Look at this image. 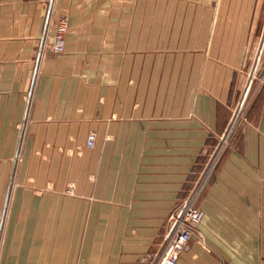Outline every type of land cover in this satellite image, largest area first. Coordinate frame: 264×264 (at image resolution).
Segmentation results:
<instances>
[{"label":"crops","instance_id":"0c3cea01","mask_svg":"<svg viewBox=\"0 0 264 264\" xmlns=\"http://www.w3.org/2000/svg\"><path fill=\"white\" fill-rule=\"evenodd\" d=\"M253 69L175 264H264V0H0V264H150Z\"/></svg>","mask_w":264,"mask_h":264},{"label":"built area","instance_id":"2783aa9c","mask_svg":"<svg viewBox=\"0 0 264 264\" xmlns=\"http://www.w3.org/2000/svg\"><path fill=\"white\" fill-rule=\"evenodd\" d=\"M68 29V14L65 11H62L58 14L57 19L54 23V28L51 34L48 36L47 47L53 52H62L64 50L65 44V34ZM258 56L256 57V65ZM255 69L249 75V78L246 82L244 89L240 95L239 101L235 110L232 114L230 123L221 136L219 143L216 147V150L211 155L208 164L205 166L202 174L195 184L190 188L185 198L173 208L168 216L169 227L164 237L159 250L150 264H175L178 259L180 252L187 247L190 238L193 235H196L198 238H201V233L196 227V224L202 217L203 211L197 203L198 196L200 191L205 184L211 169L213 168L217 157L220 153V149L226 143L231 129L234 126V123L242 116L239 113V109L242 106L246 95L250 88V83L253 78ZM245 91V92H244ZM244 93V94H243ZM243 95V96H242ZM94 133L89 132L85 139V145L91 147L94 144ZM224 142V144H223Z\"/></svg>","mask_w":264,"mask_h":264},{"label":"rangeland","instance_id":"374dc122","mask_svg":"<svg viewBox=\"0 0 264 264\" xmlns=\"http://www.w3.org/2000/svg\"><path fill=\"white\" fill-rule=\"evenodd\" d=\"M261 76V74H259V70H257L254 74H253V78H252V81H251V83H250V88H249V90H248V93H247V95H246V99L244 100V102H243V104H242V106L240 107V109H239V113L240 114H243V112H244V109H245V107H246V105H247V102H248V100H249V98L251 97V95H252V93H253V87H254V85L255 84H258V82H260L259 80H260V77ZM245 92V91H244ZM244 94V93H243ZM243 96V95H242ZM223 144H224V142H223ZM223 148V147H222ZM221 148V149H222ZM221 149H220V152H221ZM220 155H218V157H219ZM218 157H217V159H218Z\"/></svg>","mask_w":264,"mask_h":264}]
</instances>
